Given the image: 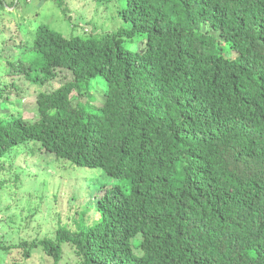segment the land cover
Returning a JSON list of instances; mask_svg holds the SVG:
<instances>
[{
    "label": "trees",
    "instance_id": "16d2710c",
    "mask_svg": "<svg viewBox=\"0 0 264 264\" xmlns=\"http://www.w3.org/2000/svg\"><path fill=\"white\" fill-rule=\"evenodd\" d=\"M124 2L125 27L67 38L40 25L6 61L0 162L33 143L48 170L68 162L113 185L55 243L30 235L31 203L9 206L0 264H30L34 249L59 264L67 243L80 264H264V0ZM64 72L37 117L15 112L23 81Z\"/></svg>",
    "mask_w": 264,
    "mask_h": 264
},
{
    "label": "rangeland",
    "instance_id": "374dc122",
    "mask_svg": "<svg viewBox=\"0 0 264 264\" xmlns=\"http://www.w3.org/2000/svg\"><path fill=\"white\" fill-rule=\"evenodd\" d=\"M124 1L114 0L105 4L101 0H64L69 12L67 15L64 6L61 7L57 0H0V77L6 81V61H15L14 47L20 45L21 40L24 44L17 52L32 46L40 25H48L67 38L75 35L88 37L91 34L99 38L98 34L126 26L119 12ZM8 5H12L13 9ZM68 16L72 17L73 24ZM70 79L71 75L64 72L58 80L47 83L43 88L23 81V93L16 97L15 112L19 111L27 120L37 117L40 91L54 92ZM9 112L10 108L3 104L0 113ZM32 147L33 143L20 145L0 162V182L3 184L0 193L6 194L0 203V225L7 226L5 214L9 206L13 205L11 214L14 216L22 210H29L31 203L32 208H37L34 209L37 216L28 227L30 235L38 232L37 242L46 240L55 243L59 228L77 229L83 212L94 216L96 210L90 208L96 207L101 191L113 184L103 177L101 170L78 168L68 162L51 164L48 170L46 164L51 162V156L41 152V146ZM16 175L21 177L17 182ZM13 189L16 190L14 193ZM63 246V259L59 264H80L74 247L70 243ZM37 250L32 251L36 256L33 259L31 255L30 264H54L53 257L42 249Z\"/></svg>",
    "mask_w": 264,
    "mask_h": 264
},
{
    "label": "clouds",
    "instance_id": "9594fccd",
    "mask_svg": "<svg viewBox=\"0 0 264 264\" xmlns=\"http://www.w3.org/2000/svg\"><path fill=\"white\" fill-rule=\"evenodd\" d=\"M102 192H103V191H101V195H102ZM101 195L97 197V201L101 198ZM93 201H94V200H92V202H93Z\"/></svg>",
    "mask_w": 264,
    "mask_h": 264
},
{
    "label": "crops",
    "instance_id": "0c3cea01",
    "mask_svg": "<svg viewBox=\"0 0 264 264\" xmlns=\"http://www.w3.org/2000/svg\"><path fill=\"white\" fill-rule=\"evenodd\" d=\"M13 9V8H12Z\"/></svg>",
    "mask_w": 264,
    "mask_h": 264
}]
</instances>
